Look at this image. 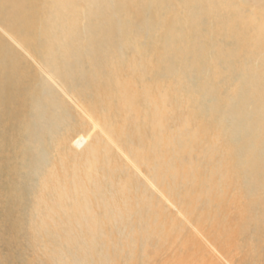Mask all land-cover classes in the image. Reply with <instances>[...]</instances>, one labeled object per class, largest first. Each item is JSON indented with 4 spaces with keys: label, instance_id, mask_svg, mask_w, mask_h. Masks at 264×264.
<instances>
[{
    "label": "bare ground",
    "instance_id": "1",
    "mask_svg": "<svg viewBox=\"0 0 264 264\" xmlns=\"http://www.w3.org/2000/svg\"><path fill=\"white\" fill-rule=\"evenodd\" d=\"M0 23L101 130L70 151L82 124L69 126L52 83L0 39V121L19 136H0V159L23 177L13 201L34 177L23 264L251 259L264 240V0H0Z\"/></svg>",
    "mask_w": 264,
    "mask_h": 264
},
{
    "label": "rangeland",
    "instance_id": "2",
    "mask_svg": "<svg viewBox=\"0 0 264 264\" xmlns=\"http://www.w3.org/2000/svg\"><path fill=\"white\" fill-rule=\"evenodd\" d=\"M0 39L7 46L14 49V51H16L19 55H21V56L23 55L22 57H24V59H26V61L28 60L27 62L29 64L31 63V65L33 67L37 68L40 71L41 76L44 79H47V81L52 83L54 89L56 90L57 94L60 97V100H62L61 102L66 107V109H68V111H69V113L67 115V117L69 118V126L82 124V128L80 130L76 131L75 133H72V136H70L69 149H71L70 151L73 150V152L77 153L78 155L84 154L89 149V147L92 146L95 143V141L98 139L97 136H99L101 134V130H99V128H97L95 126L96 122L93 120V118L91 116L87 115L89 113L86 111V109L82 103L81 98H79V96H77L76 94H73L72 92L68 91L66 88L64 89V87L61 86L60 82H58L56 80L52 81L49 78V76L46 73H44V71L42 69V65H41V63H39L40 61L37 59V57H33L35 55H31L26 49L22 48L16 42L15 37L12 34L8 33V31L4 28V26L1 23H0ZM85 121H87V123ZM9 122H11V123H9ZM2 123H4V124H2ZM13 125H14V122L12 120L2 119V122L0 121V136L11 137L10 139H13V141L16 139L18 140L19 136L17 138L16 134L12 133L13 132L12 131ZM92 139H93V141H92ZM1 145H0V149H2ZM12 149H13V147L10 148L9 150H7L9 152V154L14 153V149L13 150ZM115 150H116V153L121 156L124 164L127 166L128 173L131 174L139 184L142 181L140 185L145 188L147 193H149L150 195H152L153 197H155L157 199V202L161 205V207L163 206L162 208H163L164 212L166 211L165 212L166 214L168 213L170 216H172L174 218L182 219L184 221L185 226L189 230L194 231V233H197V230L195 229L194 225L191 222H189V220H187L185 217L180 215L179 206L174 201H170L171 199L168 198L164 193L159 191L160 189H158V187L155 186V184H153L152 180L149 177V174L141 168H138L139 169L138 170L137 167L132 166L124 157H122L120 151H118L117 149H115ZM49 151H50V147H49ZM4 160L5 159H2V160L0 159V169H1L0 170V264H23L25 256H27V255L29 256L30 253L29 252H26V253L23 252V250L26 251L25 246L28 242L24 240L25 239L24 233L20 229V225L22 226V223L24 224V222L27 223L28 217L27 216L25 217L24 212L21 209V206L24 208V206L27 207V205H29V204H31V202H33V197H31L29 195L28 189L32 186L31 184H32V181L34 180V177H30L24 183L25 184L24 188L27 190L26 192L24 190V193L26 195L24 197V199L22 201H20L19 199L16 202H15V200L13 201L12 197L14 196V193L12 191L13 190L12 188H13V186L15 187L18 184V181L21 180L23 177L20 176V178H16L12 172L14 165H11V164L9 165L8 164L9 162L8 161L6 162V160L5 161ZM8 167H10V168H8ZM8 172H9V176L7 174ZM8 178H9V181H8ZM12 180H14V181H12ZM9 183L13 184V186L10 185ZM147 185H149V186L147 187ZM8 186L9 187L12 186V188L10 187V191L8 189L9 188ZM150 186H151V190H150ZM146 188H148V189H146ZM153 188H154V190H153ZM149 191H151V192H149ZM157 195H158V197H156ZM158 198L159 199L161 198L160 199L161 202L158 200ZM7 200L10 202H8ZM13 202H15V203H13ZM9 205H10V207H8ZM15 213L16 214L18 213V215H16ZM13 214H15V215H13ZM22 215H24V217ZM12 220L14 222H12ZM19 223H20V225H19ZM13 224H14V226H13ZM12 227H15L16 230ZM24 228H25V226H24ZM12 229H14V230H12ZM16 231H17V233H16ZM14 236H15V240H14ZM20 238H22V240ZM262 253H264V240L253 247V250H252L253 256L251 257L252 260L251 259L247 260L245 264H253L254 259ZM28 256L26 257L27 259H28ZM168 256H169V254H167V253H161L157 257L154 256V258H152L153 257L152 256L148 259L149 261L147 260L146 264H156V263L162 264V262L165 263L167 261V259L169 258ZM159 258H160V260H159ZM218 258H221V259H218L217 264L218 263L219 264H228V263L229 264H236V262H239L241 260L242 256L238 254L237 256H235L234 261H231V262L225 261L221 256H218ZM254 264H256V263H254Z\"/></svg>",
    "mask_w": 264,
    "mask_h": 264
}]
</instances>
